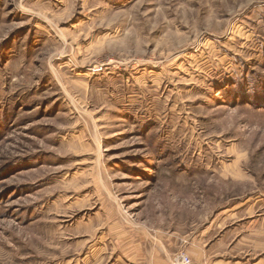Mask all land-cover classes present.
<instances>
[{"label":"rangeland","instance_id":"374dc122","mask_svg":"<svg viewBox=\"0 0 264 264\" xmlns=\"http://www.w3.org/2000/svg\"><path fill=\"white\" fill-rule=\"evenodd\" d=\"M0 264H264V0H0Z\"/></svg>","mask_w":264,"mask_h":264}]
</instances>
